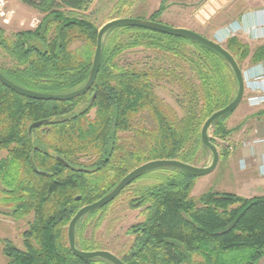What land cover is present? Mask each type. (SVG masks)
<instances>
[{"label":"trees","instance_id":"1","mask_svg":"<svg viewBox=\"0 0 264 264\" xmlns=\"http://www.w3.org/2000/svg\"><path fill=\"white\" fill-rule=\"evenodd\" d=\"M21 1L43 17L33 30L7 34L0 27V71L40 92L82 87L100 30L85 13L96 0ZM164 10L160 6L149 19L161 22ZM224 47L242 69L249 45L233 37ZM139 48L156 52L152 64L125 60L126 52ZM263 58L264 45L256 48L253 61ZM160 83L177 88L182 116L157 94ZM237 92L235 72L216 50L133 26L106 33L98 76L84 95L39 100L0 82V150L6 153L0 159V205L15 219L33 216L22 233L24 248L0 238L8 264H114L73 253L72 218L146 162L175 159L198 165L211 152L201 136L205 121ZM230 114L210 128L217 147L226 146L232 131L225 124ZM40 120L45 122L30 134V125ZM151 171L160 172L158 182L140 188L130 200L144 218L133 226L134 239L121 258L126 264H258L264 257V196L209 190L195 197L198 176L175 167ZM108 205L78 222V249L101 250L85 237V224Z\"/></svg>","mask_w":264,"mask_h":264},{"label":"rangeland","instance_id":"2","mask_svg":"<svg viewBox=\"0 0 264 264\" xmlns=\"http://www.w3.org/2000/svg\"><path fill=\"white\" fill-rule=\"evenodd\" d=\"M2 1L4 2L3 10L6 14L2 15L0 12V27L7 34H13L20 30H33L38 26L43 17L41 13L23 3L21 0ZM212 1L217 0H97L85 14L89 15L96 25L101 28L108 21L116 18L141 17L143 19H149L163 5L165 10L159 19L162 23L174 27H190L191 30L200 34L211 35L212 32L210 29H212V25L214 24L211 23L210 29L204 28L199 21V12L205 10L206 4L211 5L215 9ZM240 3L237 2V5L239 6ZM155 57H157L156 52L139 48L126 52L125 60L143 66L146 63L152 64ZM247 58L243 60L242 64L246 63ZM261 77L264 78V76ZM156 92L180 116L183 115V111L176 103V87L167 83H160L156 87ZM245 99L246 94L243 102H241V106H239L240 108L238 107L239 109L237 111H233L225 119L227 129H231L232 131L225 138L226 146L218 147L224 157H229L231 153L234 154L242 148H253L254 144L252 140L259 137V132L262 130V122H256L254 125V122L247 120L245 116L249 112L246 105L248 101L251 102L253 99L263 101L264 96ZM209 134L212 136V131ZM5 154V152L0 150V159ZM212 160V152H209L207 157L199 162L197 166L207 167L211 165ZM235 173L230 158H222L212 173L198 178L194 185L192 195L199 197L209 190L235 192L232 189L233 182L236 180L234 178L236 176ZM159 175L160 172L155 171L146 173L120 193L105 210L95 216H91L92 218H89L85 224V237L95 240L101 250H108L122 258L129 250L134 239L133 226L141 222L144 218L142 217L141 207H135L130 203V200L140 188L157 183V177ZM7 212H11V209L0 205V236L9 238L22 249L24 248L22 233L28 229L29 222L33 219V216L29 215L23 219H15L8 215ZM12 228L13 232L11 233ZM3 252L0 249V264H4L3 259L5 258V254Z\"/></svg>","mask_w":264,"mask_h":264},{"label":"water","instance_id":"3","mask_svg":"<svg viewBox=\"0 0 264 264\" xmlns=\"http://www.w3.org/2000/svg\"><path fill=\"white\" fill-rule=\"evenodd\" d=\"M212 3L214 5V8L218 7L216 1H212ZM205 9L208 10L210 13L212 12V14L214 13L213 12L214 9L209 4L205 6ZM201 13H203L202 10ZM118 26H133V27L151 29L166 34L185 37L194 40L196 42H199L203 45H206L216 50L226 58V60L231 65L233 71L235 72L238 81V92L234 100L231 103H229L227 106L214 112L205 121L202 127V131H201L202 141L212 152L213 160L211 165L207 167H201L175 159H161V160H153L146 162L140 165L139 167L135 168L131 172H129L109 193H107L101 199H99L98 201L92 204L82 207L72 218L68 228V237H69L70 248L76 256L81 258L102 257L113 262L114 264H126L120 257L116 256L114 253L108 250L84 251L78 249L76 247V227L78 222L87 213L102 208L108 205L109 203H111L127 186L132 184L135 180H137L146 172L151 171L153 169L161 168V167H175L188 171L198 177L212 173L217 168L221 156L217 145L214 144L210 139V134H209L210 128L215 121H217L226 114L232 113L241 104V102L244 99L246 79L244 72L240 68L239 64L237 63L233 55L230 52H228L226 48L223 47L217 41L210 39L189 28L169 26L162 22L153 21L150 19L123 17V18H116L110 20L100 28L97 36V45L93 58L92 68L90 70L87 81L82 87L67 93L40 92L22 87L14 83L9 78H7L1 71H0V82L23 96L30 97L33 99H39V100L68 101L78 96L84 95L85 93L91 90L98 76L101 67L104 37L110 29ZM44 122L45 120H40L32 123L29 127L30 134L32 133L34 128L41 126ZM80 198L81 196L76 197L77 200H79Z\"/></svg>","mask_w":264,"mask_h":264},{"label":"crops","instance_id":"4","mask_svg":"<svg viewBox=\"0 0 264 264\" xmlns=\"http://www.w3.org/2000/svg\"><path fill=\"white\" fill-rule=\"evenodd\" d=\"M216 2L218 7L214 9L213 14L206 9L202 10L203 13L199 12V21L204 28L210 29L211 23L214 24L212 29H210L211 35H202L210 39L215 38V41L223 47L233 37H238L248 44L251 53L246 63L242 65V71L246 77V99L264 96V82L260 83L257 81V78L264 76V58L258 62L253 61V54L256 48L264 45V0H217ZM237 2H241L239 6ZM210 20L212 21L210 22ZM246 105L249 111L245 116L247 120H252L254 125L256 122H262L260 135L252 140L253 148H242L234 154L231 153L229 157H220V160L222 158H230L231 165L236 172V176H234L236 180H234L232 185V189L235 192L232 193L251 198L264 196V100L257 101L253 99L251 102L248 101ZM0 238L5 239L7 237L0 236ZM0 249L3 250L1 244ZM3 254L5 253L3 252ZM3 262L8 264L6 254ZM258 264H264V257Z\"/></svg>","mask_w":264,"mask_h":264},{"label":"built area","instance_id":"5","mask_svg":"<svg viewBox=\"0 0 264 264\" xmlns=\"http://www.w3.org/2000/svg\"><path fill=\"white\" fill-rule=\"evenodd\" d=\"M3 7H4V2L2 0H0V12H1L2 15H5L6 13L3 10ZM6 22H8V21L6 20ZM257 81L260 82V83H263L264 82V78L263 77H259V78H257Z\"/></svg>","mask_w":264,"mask_h":264}]
</instances>
